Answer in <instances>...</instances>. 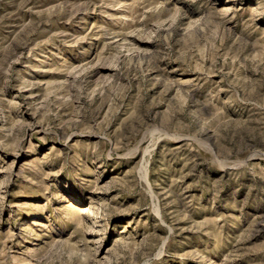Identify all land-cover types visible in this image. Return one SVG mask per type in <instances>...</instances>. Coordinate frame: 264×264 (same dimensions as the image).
<instances>
[{
  "label": "rangeland",
  "instance_id": "obj_1",
  "mask_svg": "<svg viewBox=\"0 0 264 264\" xmlns=\"http://www.w3.org/2000/svg\"><path fill=\"white\" fill-rule=\"evenodd\" d=\"M0 264H264V0H0Z\"/></svg>",
  "mask_w": 264,
  "mask_h": 264
},
{
  "label": "bare ground",
  "instance_id": "obj_2",
  "mask_svg": "<svg viewBox=\"0 0 264 264\" xmlns=\"http://www.w3.org/2000/svg\"><path fill=\"white\" fill-rule=\"evenodd\" d=\"M161 27H162V26H161ZM129 66H130V65H129ZM131 66H132V65H131ZM131 66H130V67H131ZM127 67H128V66H127ZM132 70H133V69H132ZM128 71H130V70H128ZM62 110H63V109H62ZM51 113H52V112H51ZM77 116H78V115H77ZM58 118H59V117H58ZM72 120H73V119H72ZM80 121H81V120H80ZM77 123H78V122H77Z\"/></svg>",
  "mask_w": 264,
  "mask_h": 264
}]
</instances>
